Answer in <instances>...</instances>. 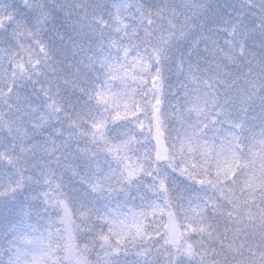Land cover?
I'll return each mask as SVG.
<instances>
[{
    "label": "snow or ice",
    "instance_id": "6c2138e0",
    "mask_svg": "<svg viewBox=\"0 0 264 264\" xmlns=\"http://www.w3.org/2000/svg\"><path fill=\"white\" fill-rule=\"evenodd\" d=\"M176 25L167 0H0V201L29 189L0 264H264V36Z\"/></svg>",
    "mask_w": 264,
    "mask_h": 264
},
{
    "label": "clouds",
    "instance_id": "9594fccd",
    "mask_svg": "<svg viewBox=\"0 0 264 264\" xmlns=\"http://www.w3.org/2000/svg\"><path fill=\"white\" fill-rule=\"evenodd\" d=\"M47 3L63 2V0H44ZM176 9L177 30L181 32V39L173 42V47L182 46L201 36H206L210 43L219 42L224 45L229 41L230 49L239 55L243 47V36L247 34H258L264 36V0H167ZM198 6L196 15L192 14V6ZM55 22V15L52 14L49 26ZM61 45H68L69 54L75 56V49L68 44V41H60ZM204 43H201V49ZM47 55V52H45ZM227 55V53H224ZM264 55V53H261ZM37 72L46 71L42 64L40 68L33 69ZM3 73L0 72V76ZM50 118L55 123V115L50 114ZM28 133L39 136L42 129L33 126L31 121L25 120L21 129V139ZM8 136L6 126H0V141ZM23 155V154H21ZM7 160H0V167L6 166ZM70 179V178H69ZM29 189L14 194L6 201H0V218L3 217L5 205L7 208V219L14 221L18 219L22 211L25 196Z\"/></svg>",
    "mask_w": 264,
    "mask_h": 264
}]
</instances>
